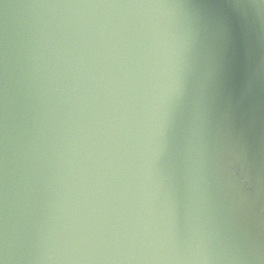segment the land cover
<instances>
[{
    "label": "water",
    "instance_id": "obj_1",
    "mask_svg": "<svg viewBox=\"0 0 264 264\" xmlns=\"http://www.w3.org/2000/svg\"><path fill=\"white\" fill-rule=\"evenodd\" d=\"M149 3L176 7H137ZM155 19L182 56L188 49L191 70L158 161L155 213L161 223L170 215L182 239L199 215L211 247L243 257L237 264H264L260 0H0V242L6 234L9 264H37L39 234L61 196L100 227L139 198L144 161L114 141L148 103L146 26ZM196 108L206 120L194 189Z\"/></svg>",
    "mask_w": 264,
    "mask_h": 264
},
{
    "label": "clouds",
    "instance_id": "obj_2",
    "mask_svg": "<svg viewBox=\"0 0 264 264\" xmlns=\"http://www.w3.org/2000/svg\"><path fill=\"white\" fill-rule=\"evenodd\" d=\"M260 3L264 5V0ZM137 7L159 10L176 5L149 3ZM146 27L148 48L154 57L150 79L146 82L145 100L148 103L141 105L140 119H133L132 126L127 123L121 126L114 141L117 148L124 149V156L139 155L144 161L140 196L124 208L115 223L108 227L98 226L93 219L94 212L74 208L70 196H61L63 203L58 202L53 208L39 234L37 255L31 257L37 264H217L218 261L237 264L244 259L229 254L227 249L218 252L211 247L209 232L199 215L193 218L188 233L182 239L170 215L161 223L155 213L152 197L160 188L159 182H153L158 174V161L166 148V130L171 123V113L188 91L186 75L191 70L186 62L188 49H183L184 56L180 54V45L169 36L162 19L150 20ZM124 119L127 121L128 118ZM205 120L206 114L202 109L193 110L192 133L198 138L193 163L194 172L199 176L194 189L203 182ZM242 155L237 154L236 159H241ZM10 259L15 257L9 255L5 234L0 242V264H9Z\"/></svg>",
    "mask_w": 264,
    "mask_h": 264
}]
</instances>
